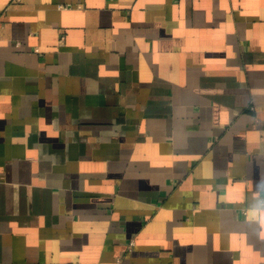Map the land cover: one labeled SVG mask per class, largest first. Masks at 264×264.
Wrapping results in <instances>:
<instances>
[{"label": "crops", "instance_id": "0c3cea01", "mask_svg": "<svg viewBox=\"0 0 264 264\" xmlns=\"http://www.w3.org/2000/svg\"><path fill=\"white\" fill-rule=\"evenodd\" d=\"M0 264H264V0H0Z\"/></svg>", "mask_w": 264, "mask_h": 264}, {"label": "built area", "instance_id": "2783aa9c", "mask_svg": "<svg viewBox=\"0 0 264 264\" xmlns=\"http://www.w3.org/2000/svg\"><path fill=\"white\" fill-rule=\"evenodd\" d=\"M134 245V241L130 242L129 247L131 248Z\"/></svg>", "mask_w": 264, "mask_h": 264}]
</instances>
